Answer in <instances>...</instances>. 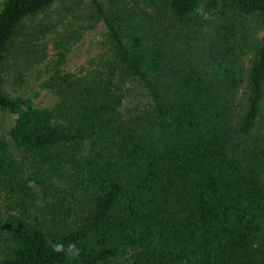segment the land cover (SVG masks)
<instances>
[{
    "label": "trees",
    "instance_id": "trees-1",
    "mask_svg": "<svg viewBox=\"0 0 264 264\" xmlns=\"http://www.w3.org/2000/svg\"><path fill=\"white\" fill-rule=\"evenodd\" d=\"M57 1L0 0V111L13 117L0 133V264H264V36L250 45L246 24L264 31V0H153L180 45L151 39L123 2L112 20L91 0L111 62L82 80L56 66L41 88L57 102L41 108L7 94L6 64L23 23ZM41 33L21 44L29 58ZM132 87L146 104L128 114ZM70 242L76 259L53 252Z\"/></svg>",
    "mask_w": 264,
    "mask_h": 264
},
{
    "label": "rangeland",
    "instance_id": "rangeland-1",
    "mask_svg": "<svg viewBox=\"0 0 264 264\" xmlns=\"http://www.w3.org/2000/svg\"><path fill=\"white\" fill-rule=\"evenodd\" d=\"M106 14L115 20L114 15L119 13V4L123 2L130 13L132 10L142 16L149 27L147 34L151 39L165 42L170 41L180 45L184 37L183 29L174 20L172 14L160 3L153 0H99ZM94 9L91 0H58L45 11L26 20L16 39L15 50L18 51V59L11 58L6 64L5 91L11 97L25 99L34 97V102L41 108L53 107L57 99L53 94L41 88L56 70V66L64 74H71L75 78H96L103 65L111 62L110 43L107 40V30L104 22L92 19ZM249 27L250 45L257 44L264 36V31L259 23L250 19L246 22ZM39 32L40 37L34 38L29 49H33L32 58L29 51L22 50L21 44L27 37L33 38ZM183 32V34H182ZM36 39V40H35ZM202 46H208L209 38H200ZM199 56L201 53L196 51ZM35 53V55H34ZM36 53L38 56H36ZM28 55V61L25 56ZM245 70H248L251 61V50L246 49L242 54ZM249 93L246 80L237 95L234 107H236V124L240 120L242 112L247 106ZM146 104V98L140 90L132 87L126 102L123 104L124 112L128 114L136 109H141ZM13 125V117L7 111H0V133L6 135ZM249 140L238 137L236 145L240 149L248 144ZM10 154L19 163L21 155L10 147ZM79 205V204H78ZM3 212V210H2ZM6 217L2 213L0 214ZM49 233V232H48ZM53 236V232H50ZM50 240L60 237H48Z\"/></svg>",
    "mask_w": 264,
    "mask_h": 264
},
{
    "label": "clouds",
    "instance_id": "clouds-1",
    "mask_svg": "<svg viewBox=\"0 0 264 264\" xmlns=\"http://www.w3.org/2000/svg\"><path fill=\"white\" fill-rule=\"evenodd\" d=\"M53 252L57 254H64L68 259H76L80 255V249L76 246L75 243H69L67 248H65L63 243H54L52 244Z\"/></svg>",
    "mask_w": 264,
    "mask_h": 264
}]
</instances>
